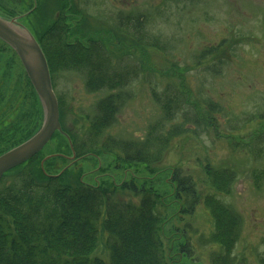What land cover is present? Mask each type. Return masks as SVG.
Wrapping results in <instances>:
<instances>
[{"label": "trees", "instance_id": "1", "mask_svg": "<svg viewBox=\"0 0 264 264\" xmlns=\"http://www.w3.org/2000/svg\"><path fill=\"white\" fill-rule=\"evenodd\" d=\"M42 12L41 18L37 16L39 28H35L38 27L35 23L31 31L46 55L60 112L64 114L71 109L56 88V78L61 73L74 72L82 76L88 93L108 92L93 104L92 113L86 114L87 125L82 137H72L78 160L107 155L114 161L111 165L116 171L139 166L150 169L164 160L176 139L188 134L198 136L201 126L209 128V115H202L194 108L196 112L187 110L186 95L168 83L162 90L151 86L152 98L161 115L149 126L144 138L126 139L108 134L117 124L121 110L135 97L131 86L140 69L129 67L124 61L132 54L115 55L107 42L97 37L72 38L68 15L63 9L52 17ZM146 22L145 14L118 12L109 26L118 37L125 36L138 46L167 48L162 40L146 30ZM0 42V52L6 49L14 52ZM219 49L206 48L199 59L208 60ZM13 54L15 59L10 61L20 65L22 70L18 75L23 74V82L19 86L11 85L10 97L3 99L2 87L7 74L2 73L0 78V110H7L4 113L17 120L4 124L0 112V126L3 127L0 129V155L29 139L43 119L39 97L18 56ZM25 102L29 104L28 109ZM203 106L211 112L210 116L222 109L210 100H205ZM253 116L243 123L254 119L263 121L264 111ZM195 124L196 127H191ZM59 138L64 142L56 143ZM53 141V154L58 155L42 165L43 152ZM49 144L0 179V264H170L163 237L166 219L159 211L162 197L158 192L145 185L138 189L130 181L118 184L112 174L108 184L85 181L77 166L59 169V165L66 162L67 153L72 154L66 137L56 132ZM205 170L211 192L201 196L189 177H182L178 172L174 174L177 200L184 201L182 212L189 215L201 199L208 210L213 229L198 239L215 247L209 254V264H241L234 250L242 235L244 219L218 196L231 194L236 171L211 163H207ZM120 190L129 192L133 198H121ZM192 231L197 234V229L192 228ZM104 234L106 256L98 254ZM259 262L264 264V253L260 254Z\"/></svg>", "mask_w": 264, "mask_h": 264}, {"label": "rangeland", "instance_id": "2", "mask_svg": "<svg viewBox=\"0 0 264 264\" xmlns=\"http://www.w3.org/2000/svg\"><path fill=\"white\" fill-rule=\"evenodd\" d=\"M16 1L21 7V2L27 4L31 0ZM55 1H42L39 12L45 11L52 17L65 10L72 38L103 39L113 54L131 53L124 61L129 67L140 69L131 86L135 97L121 110L117 124L108 134L126 139L145 137L149 126L161 115L151 95L152 85L159 90L168 83L174 85L186 95L187 110L208 114L210 118L209 128L201 126L198 136L188 134L176 139L164 160L150 169L139 166L116 171L111 165L114 161L107 155L76 160L67 152L66 162L59 169L77 166L82 179L91 183L97 180L108 184L112 174L118 184L130 181L138 189L143 185L152 187L162 197L159 211L166 219L163 237L169 263L209 264V254L215 247L205 245L198 238L211 232L212 218L202 199L192 214L182 212L185 204L177 200L174 174L189 177L201 196L211 192L205 170L207 163L230 167L237 175L233 190L229 195L218 196L244 219L234 254L241 264H260L259 256L264 253V120L254 119L247 124L243 121L264 111V0H59L58 4ZM21 8L24 12L27 10ZM118 12L145 14L146 30L167 48L138 46L125 36L118 37L109 26ZM21 21L32 26L28 20ZM32 22L35 26L37 17ZM37 25L35 28H39ZM209 47L220 49L208 60L201 61V52ZM13 53L8 49L0 52V78L2 73L7 74L2 87L3 99L10 97L11 85L19 86L23 77L18 75L22 70L18 62L10 61L15 59ZM56 84L57 91L71 107L69 112L61 113L63 130L71 140L73 136L81 138L87 125L86 114H91L93 104L108 92L88 93L82 76L74 72L61 73ZM205 100L222 108L212 114L214 119L203 106ZM28 105L25 102L26 109ZM0 112L4 124L17 121L4 113L7 110ZM40 121L36 131L43 119ZM54 146L53 141L44 150V157L53 154ZM118 194L123 199L133 198L122 190ZM192 228L197 229V234ZM104 236L98 250L102 256H106Z\"/></svg>", "mask_w": 264, "mask_h": 264}, {"label": "water", "instance_id": "3", "mask_svg": "<svg viewBox=\"0 0 264 264\" xmlns=\"http://www.w3.org/2000/svg\"><path fill=\"white\" fill-rule=\"evenodd\" d=\"M0 39L18 55L43 107V122L40 129L25 142L0 155L1 179L6 172L38 154L56 131H63L49 64L35 36L27 27L15 20L0 16Z\"/></svg>", "mask_w": 264, "mask_h": 264}, {"label": "flooded vegetation", "instance_id": "4", "mask_svg": "<svg viewBox=\"0 0 264 264\" xmlns=\"http://www.w3.org/2000/svg\"><path fill=\"white\" fill-rule=\"evenodd\" d=\"M42 1L44 0H31L27 4L24 2H21L23 3L22 7H25L27 9L24 12L22 8L20 7V4H17L16 0H0V10L2 11V14L0 15H2L3 17L7 19H11V20L14 19L19 22H22L21 20H28L32 24V26L30 25L31 28H33L34 22L32 21H35L36 17L40 14L39 11L41 10ZM58 3L59 1L57 2V4ZM57 15H59V11ZM76 160L78 159L76 158Z\"/></svg>", "mask_w": 264, "mask_h": 264}]
</instances>
